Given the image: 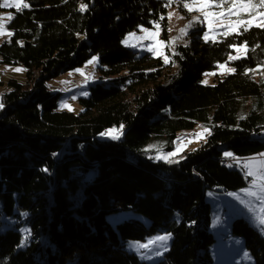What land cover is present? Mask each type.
Returning <instances> with one entry per match:
<instances>
[{
	"label": "trees",
	"instance_id": "obj_1",
	"mask_svg": "<svg viewBox=\"0 0 264 264\" xmlns=\"http://www.w3.org/2000/svg\"><path fill=\"white\" fill-rule=\"evenodd\" d=\"M24 2L22 11L13 9L11 34L0 43V62L26 69L24 82L12 78L0 93V264H215L206 192L236 190L250 180L239 161L223 163L225 153L264 151V138H254L264 129V28L244 30L250 20L260 23L264 6L240 10L215 34L198 29L199 38L186 46L167 45L165 63L125 46L124 36L138 25H159L167 39L171 8L185 18L199 8L188 11L179 0ZM245 43V55L230 59ZM92 54L105 80L78 97L79 113L58 109L60 94L72 101L81 83L68 75L78 87L70 94L53 90L56 78ZM218 63L234 71L202 83ZM198 124L211 134L175 163L146 148L156 139L169 152L180 133ZM111 126L121 130L119 139L106 132ZM123 210L136 215L119 219ZM229 231L253 264H264V237L245 217L232 218ZM156 232L171 234L160 259L148 262L127 249L128 241Z\"/></svg>",
	"mask_w": 264,
	"mask_h": 264
},
{
	"label": "rangeland",
	"instance_id": "obj_2",
	"mask_svg": "<svg viewBox=\"0 0 264 264\" xmlns=\"http://www.w3.org/2000/svg\"><path fill=\"white\" fill-rule=\"evenodd\" d=\"M15 2L16 0H0V21L3 22V28H0V43L9 36V14L11 13L13 17V9H17ZM22 3H25L24 0H22ZM192 7L193 9L199 8V11L195 10V13L192 16L190 14L187 18L174 8L169 10L168 18L170 25L166 33L167 39L163 38V31L159 25L153 27L142 26L128 32L122 40L124 41L123 44L133 50H138L140 53L153 52L155 55H160L165 60V57H168L165 50L167 45L172 47L175 43L180 41L182 45L186 46L189 43H192L194 39L199 38L197 33L198 29L201 28H203V30L210 29L215 34L217 26H220L221 24H229L228 17L230 18V16L239 13L240 10L245 9L240 7V5H238V7L232 5L229 10L212 8V6L207 5L203 6L204 10H201L200 5ZM169 13H171L170 16ZM205 13H207V15H205ZM262 13H264V11ZM194 17L198 19H193ZM258 17L261 18L260 23H262L264 16L259 15ZM190 23L192 26L188 27ZM129 33H132V35H128ZM245 53V48L238 47L235 49L232 57L238 55L244 56ZM93 56H96L97 60L88 63ZM101 67H103V65L100 63L98 55L92 54L82 65L77 66L68 72L61 73L56 78V83L59 85L60 90L66 92L68 89L71 94L73 90L78 88L77 83L68 82V75H72L78 79L77 82L81 83V87L75 92V94L71 95L73 97L72 101L68 100L70 95L68 96L66 93H61L57 102L58 109L79 113L82 108L78 102V97H87L89 93V85L99 80H105L100 69ZM15 69L22 70L16 71ZM76 69H80V71H76ZM229 69H232V67L229 66L228 63H218L214 69L208 70L203 74L202 81H205L204 84H215L218 79H221L231 72ZM25 71L26 69L22 64H6L0 62V93L9 86L8 81L12 78L19 82H24L26 79ZM257 71L258 68L256 67L251 71V74L255 79H258L256 75ZM259 74L263 77L264 71H260ZM63 82L66 83L67 88H64ZM205 128L210 131L208 126L201 124L183 131L178 136L180 139L177 137L173 149L169 152L161 150L160 145L162 144L156 139H151L146 145V148H156L157 151H155V154L163 159L171 161L180 159L183 157L186 150L195 149L205 142L206 134L209 133L204 131ZM106 132L112 137V139H114V136L117 137L115 139L121 137V130L115 126L106 128ZM196 133H202V135L197 136L195 135ZM150 145L152 147H149ZM169 153H173V155L169 156ZM262 153H264V151L260 152V154ZM245 158H247L248 161L251 182H248L245 186L236 190H228L227 192L221 193L213 191L206 192L205 199L210 203L211 211L210 227L215 237V241L212 244V250L216 258L215 264H234L238 260L240 262L239 264H253V260L244 247L242 240L230 235L229 228L232 218L243 216L249 224L256 228L260 233L264 230V224L259 222L260 219L264 217V199H261L264 198V163H262L264 162V155H261L260 157L255 154ZM241 189H246L248 191H241ZM249 192L252 194L249 195ZM229 193L235 195H229ZM241 201H243V203H241ZM130 215L136 214L130 210H123L117 214L119 219H124ZM26 217L27 215H22L20 219L24 220ZM165 234V232H156L147 236L144 240H130L127 242L126 247L129 251L136 253L145 261L154 262L163 256L168 247L171 236L163 241L153 240V238ZM262 236L264 237V235ZM41 239H43V237H41ZM134 242H139V244ZM140 245H145V247H141ZM157 252L161 253V255L157 256ZM245 253H247V255H245Z\"/></svg>",
	"mask_w": 264,
	"mask_h": 264
},
{
	"label": "snow or ice",
	"instance_id": "obj_3",
	"mask_svg": "<svg viewBox=\"0 0 264 264\" xmlns=\"http://www.w3.org/2000/svg\"><path fill=\"white\" fill-rule=\"evenodd\" d=\"M172 0H166V3H171ZM222 2H225V0H222ZM179 3L181 4V6L184 8V9H187L188 11H192L193 10V7L192 6H195V5H200L201 7L205 6L207 4V0H190V3L188 2V0H179ZM231 3L235 6L237 4L240 5V7L242 8H245V9H255L257 6H264V0H258V4L254 2V0H231ZM9 6H12V5H9ZM15 6L17 8V11H22L23 7H27L28 5L26 3H22V0H16L15 2ZM86 9V6L85 5H82L80 10L81 11H84ZM171 15V13H169V16ZM205 15H207V13H205ZM257 15H261V16H264V13H257ZM13 17H12V14L10 13L9 14V20H11ZM161 19H163V17H161ZM193 19H198L196 17H194ZM245 22L244 21H241L240 24L243 25ZM248 27H245L244 30L245 31H248L249 30V27H252V26H255V27H259V28H264V23H253L252 20L248 21ZM192 24L190 23L188 25V27H191ZM138 27H142V26H139ZM0 28H3V22L0 21ZM233 31H237L238 29L236 27H233L232 29ZM184 31V30H182ZM11 33H9L10 35ZM128 35H132V33H129ZM205 38H207V33H205ZM122 43H124V41H122ZM230 47H232L233 45H229ZM243 47L246 49V43L245 45H243ZM230 59H237L239 57H229ZM97 60V57L96 56H93L92 59L90 61H88V63H92L93 61H96ZM169 62V59L168 57H165V63H168ZM16 71H21L22 69H15ZM76 71H80V69H76ZM154 71V70H153ZM229 71H234V69H229ZM202 83H205V81H202ZM4 107V104L2 102H0V108H3ZM121 128H123L124 126L121 125L120 126ZM205 132H209V130L207 128L204 129ZM209 134H211L209 132ZM103 135V134H102ZM195 135L197 136H200L202 135V133H196ZM114 139L117 138V137H113ZM178 139H180V137H178ZM149 147H152L151 145ZM55 155V153L53 154ZM169 156L173 155V153H169L168 154ZM224 155L226 156H229V155H232L231 153H225ZM260 155H264V153L260 154ZM159 158V157H158ZM170 163H175L176 161H169ZM264 163V162H262ZM241 191H248L246 189H241ZM252 193L249 192V195H251ZM229 195H235L233 193H229ZM261 199H264V198H261ZM241 203H243V201H241ZM21 215H24L26 216L27 213H22ZM261 224H264V217H262L259 221ZM261 234L264 235V230L261 231ZM171 236L170 233H166L165 235L163 236H158V237H155L153 238V240H166L168 239L169 237ZM22 243H24V241H22ZM136 244H139V242H134ZM141 247H145V245H140ZM157 256L161 255V253L157 252L156 253ZM245 255H247V253H245Z\"/></svg>",
	"mask_w": 264,
	"mask_h": 264
},
{
	"label": "built area",
	"instance_id": "obj_4",
	"mask_svg": "<svg viewBox=\"0 0 264 264\" xmlns=\"http://www.w3.org/2000/svg\"><path fill=\"white\" fill-rule=\"evenodd\" d=\"M225 25H228V24H225ZM256 154L261 157L260 152H258ZM222 161H223L224 164H231V163H233L235 161H239L240 162V165L244 169L245 175L246 176H250V172H249V169H248V161H247V158H245V157L236 158L234 156H227V157L222 158ZM248 182H251V179Z\"/></svg>",
	"mask_w": 264,
	"mask_h": 264
},
{
	"label": "water",
	"instance_id": "obj_5",
	"mask_svg": "<svg viewBox=\"0 0 264 264\" xmlns=\"http://www.w3.org/2000/svg\"><path fill=\"white\" fill-rule=\"evenodd\" d=\"M254 138H264V129L260 130L259 132L255 133Z\"/></svg>",
	"mask_w": 264,
	"mask_h": 264
},
{
	"label": "bare ground",
	"instance_id": "obj_6",
	"mask_svg": "<svg viewBox=\"0 0 264 264\" xmlns=\"http://www.w3.org/2000/svg\"><path fill=\"white\" fill-rule=\"evenodd\" d=\"M228 22H229V21H228ZM52 86H53V85H52ZM58 87H59L58 84H57L56 86H53V90L56 89V88H58ZM64 88H66V87L64 86ZM67 90H68V89H67ZM67 90H66V91H67ZM69 98H70V97H69Z\"/></svg>",
	"mask_w": 264,
	"mask_h": 264
}]
</instances>
